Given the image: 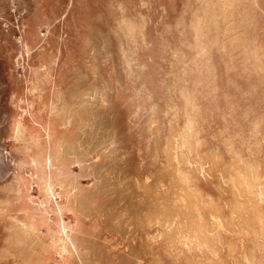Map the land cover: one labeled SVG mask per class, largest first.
Segmentation results:
<instances>
[{
	"label": "rangeland",
	"instance_id": "obj_1",
	"mask_svg": "<svg viewBox=\"0 0 264 264\" xmlns=\"http://www.w3.org/2000/svg\"><path fill=\"white\" fill-rule=\"evenodd\" d=\"M0 204V264H264V0H0Z\"/></svg>",
	"mask_w": 264,
	"mask_h": 264
},
{
	"label": "flooded vegetation",
	"instance_id": "obj_2",
	"mask_svg": "<svg viewBox=\"0 0 264 264\" xmlns=\"http://www.w3.org/2000/svg\"><path fill=\"white\" fill-rule=\"evenodd\" d=\"M1 209V208H0ZM11 230V229H10ZM11 240L10 239H8L7 240V245H9L11 242H10Z\"/></svg>",
	"mask_w": 264,
	"mask_h": 264
},
{
	"label": "bare ground",
	"instance_id": "obj_3",
	"mask_svg": "<svg viewBox=\"0 0 264 264\" xmlns=\"http://www.w3.org/2000/svg\"><path fill=\"white\" fill-rule=\"evenodd\" d=\"M0 208H1V204H0ZM161 211V210H160ZM175 211V210H174ZM155 214V213H154ZM153 215V214H152ZM154 219V218H153ZM170 220V219H169ZM20 224V223H19ZM165 226V225H164ZM140 245V244H139Z\"/></svg>",
	"mask_w": 264,
	"mask_h": 264
}]
</instances>
